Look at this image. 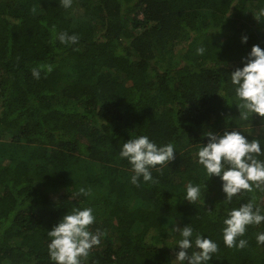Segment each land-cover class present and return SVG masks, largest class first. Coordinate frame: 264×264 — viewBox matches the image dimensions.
Masks as SVG:
<instances>
[{
    "label": "trees",
    "instance_id": "trees-1",
    "mask_svg": "<svg viewBox=\"0 0 264 264\" xmlns=\"http://www.w3.org/2000/svg\"><path fill=\"white\" fill-rule=\"evenodd\" d=\"M261 9L264 0H0V264H51L47 230L78 206L69 196L80 186L92 189L79 198L93 208L90 228L103 233L82 264H173L167 236L189 222L217 242L211 264H264V222L247 227L245 247H226L220 181L205 182L196 162L210 129L264 148V119L239 118L226 80L253 44L264 48ZM60 32L78 42L60 43ZM36 65L52 70L36 79ZM135 135L175 145L155 184L132 185L118 157ZM189 182L207 185L194 204L182 200ZM253 197L264 209L256 189L227 207ZM107 231L114 242L102 247Z\"/></svg>",
    "mask_w": 264,
    "mask_h": 264
},
{
    "label": "clouds",
    "instance_id": "clouds-1",
    "mask_svg": "<svg viewBox=\"0 0 264 264\" xmlns=\"http://www.w3.org/2000/svg\"><path fill=\"white\" fill-rule=\"evenodd\" d=\"M64 8L71 7L72 0H60ZM264 17V9L260 10ZM257 18V17H256ZM259 19V18H257ZM60 43L74 45L78 35L60 32L56 37ZM247 35H241L240 42L246 44ZM203 45L195 49L196 55H203ZM52 65H36L31 75L39 79L41 71L50 72ZM226 80L234 90L235 106L241 120L251 115L264 119V48L253 44L247 54L241 57V66L226 73ZM196 152V162L202 167L206 181L216 177L220 181V190L224 194L225 214L222 219V240L226 247L243 248L247 245L244 236L248 226H259L264 222V209L255 202V197L240 203L238 207H227L233 196L249 193L254 189L264 192V148L258 139L249 140L240 130H209ZM175 145L172 142L157 143L148 135L129 136L119 146L118 157L130 165L129 182L139 187L143 183L155 184L157 181L152 170L157 172L165 164L175 159ZM189 182L185 185L183 199L194 204L201 198V188L206 183ZM91 187L80 186L70 197L78 200V206L69 207L57 222L47 230V253L51 264H82L90 249L100 244L103 233L100 229L91 230L96 221L91 207H81L80 197H88ZM59 206V200H56ZM172 232L177 234L174 246L168 247L175 252L170 261L173 264H211L213 254L218 251V244L209 236L196 231L192 224L173 225ZM256 242L264 245V231H257Z\"/></svg>",
    "mask_w": 264,
    "mask_h": 264
},
{
    "label": "rangeland",
    "instance_id": "rangeland-1",
    "mask_svg": "<svg viewBox=\"0 0 264 264\" xmlns=\"http://www.w3.org/2000/svg\"><path fill=\"white\" fill-rule=\"evenodd\" d=\"M180 46H181V45H179V47H180ZM65 72H66V73H65L64 80H65L66 82H69L70 79L72 78V76H71V74H70L69 71H66V70H65ZM176 238H177V234H174V233L171 231V232L168 234L166 240H168V241H170V242H174ZM110 242H114V240H113V233H112L111 231H107V232L104 234V236H103V240H102L101 246H102V247H105V246L108 245Z\"/></svg>",
    "mask_w": 264,
    "mask_h": 264
}]
</instances>
